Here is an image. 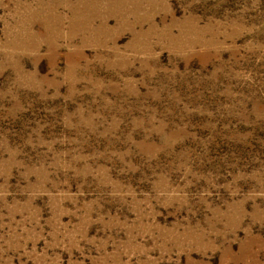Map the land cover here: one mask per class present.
Masks as SVG:
<instances>
[{
    "label": "rangeland",
    "instance_id": "obj_1",
    "mask_svg": "<svg viewBox=\"0 0 264 264\" xmlns=\"http://www.w3.org/2000/svg\"><path fill=\"white\" fill-rule=\"evenodd\" d=\"M0 264H264V0H0Z\"/></svg>",
    "mask_w": 264,
    "mask_h": 264
}]
</instances>
